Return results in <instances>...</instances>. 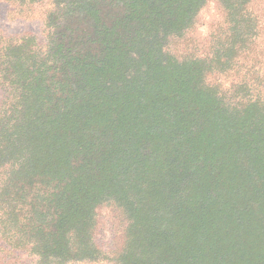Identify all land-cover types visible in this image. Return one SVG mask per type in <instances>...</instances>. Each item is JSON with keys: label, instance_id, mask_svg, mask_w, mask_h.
<instances>
[{"label": "trees", "instance_id": "obj_1", "mask_svg": "<svg viewBox=\"0 0 264 264\" xmlns=\"http://www.w3.org/2000/svg\"><path fill=\"white\" fill-rule=\"evenodd\" d=\"M45 1L0 37V264H264V0L180 59L208 0H0Z\"/></svg>", "mask_w": 264, "mask_h": 264}, {"label": "rangeland", "instance_id": "obj_2", "mask_svg": "<svg viewBox=\"0 0 264 264\" xmlns=\"http://www.w3.org/2000/svg\"><path fill=\"white\" fill-rule=\"evenodd\" d=\"M51 11L49 1L31 6L20 7L15 4L0 2V37L7 39L17 35L32 34L43 40V20ZM218 0H208L205 7L197 16L193 28L185 32L182 38L173 39L166 48V51L177 59L190 54L196 57H205L210 52V35L212 30L222 25ZM1 95V92H0ZM98 246L104 251L114 250L118 240L108 233L99 234ZM9 264H21L23 260L17 257H10ZM108 264V263H101Z\"/></svg>", "mask_w": 264, "mask_h": 264}]
</instances>
